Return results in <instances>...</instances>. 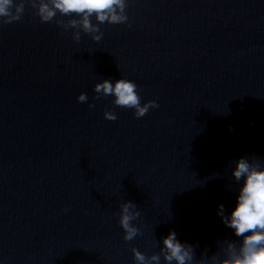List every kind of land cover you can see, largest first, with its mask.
I'll return each instance as SVG.
<instances>
[{"label":"water","instance_id":"1","mask_svg":"<svg viewBox=\"0 0 264 264\" xmlns=\"http://www.w3.org/2000/svg\"><path fill=\"white\" fill-rule=\"evenodd\" d=\"M15 2L21 19L0 21V264H135L169 231L192 264H220L239 243L218 215L234 161L264 164V0H125V23L93 16L91 33L76 15L41 22L50 0ZM119 78L158 107L137 119L93 91Z\"/></svg>","mask_w":264,"mask_h":264},{"label":"clouds","instance_id":"2","mask_svg":"<svg viewBox=\"0 0 264 264\" xmlns=\"http://www.w3.org/2000/svg\"><path fill=\"white\" fill-rule=\"evenodd\" d=\"M125 0H50V3H40L37 14L43 23L51 21L57 13L76 15L80 17V27L83 31L99 32V28L91 23L95 16L98 23L105 22L113 25L125 23L123 13ZM23 5H16L15 0H0V21L10 24L21 19ZM72 26H76L73 21ZM100 35L93 36L99 41ZM74 39L78 40L79 36ZM93 91L104 97H111L113 106L131 109L135 118L144 117L149 109L158 107L155 101L141 103V97L135 82L119 78L114 81L104 80L96 84ZM80 103L87 101L85 93L77 96ZM92 107V105H89ZM106 118L114 121V112L105 114ZM257 157H240L234 161L231 176L238 187L231 210L223 204L218 205V215L225 227L239 238L238 245L229 242L228 253L220 264H264V164ZM135 204L125 201L120 205L118 224L123 231V240L131 241L140 235V230L132 223L140 213L134 211ZM160 254L146 257L136 248L132 249L135 264H192L193 245L177 239L175 231H169L161 238Z\"/></svg>","mask_w":264,"mask_h":264}]
</instances>
